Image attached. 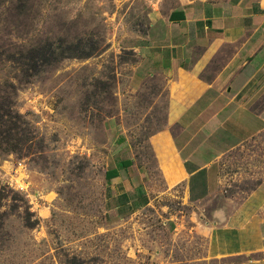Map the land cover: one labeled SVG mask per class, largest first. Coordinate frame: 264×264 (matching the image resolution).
Returning a JSON list of instances; mask_svg holds the SVG:
<instances>
[{
	"label": "rangeland",
	"instance_id": "obj_1",
	"mask_svg": "<svg viewBox=\"0 0 264 264\" xmlns=\"http://www.w3.org/2000/svg\"><path fill=\"white\" fill-rule=\"evenodd\" d=\"M162 1L184 0H0V264H204L205 240L175 231L192 210L180 199L105 216L106 121L146 158L167 122L165 80L133 89L138 58L121 48ZM225 160L224 193H251L264 133Z\"/></svg>",
	"mask_w": 264,
	"mask_h": 264
},
{
	"label": "crops",
	"instance_id": "obj_2",
	"mask_svg": "<svg viewBox=\"0 0 264 264\" xmlns=\"http://www.w3.org/2000/svg\"><path fill=\"white\" fill-rule=\"evenodd\" d=\"M149 20L121 48L138 58L133 89L165 80L167 122L146 158L120 119L106 121L105 216L118 223L180 199L192 210L175 231L205 240L195 262L264 264V180L249 194L223 191L226 157L264 133V0L162 1Z\"/></svg>",
	"mask_w": 264,
	"mask_h": 264
},
{
	"label": "built area",
	"instance_id": "obj_3",
	"mask_svg": "<svg viewBox=\"0 0 264 264\" xmlns=\"http://www.w3.org/2000/svg\"><path fill=\"white\" fill-rule=\"evenodd\" d=\"M20 190H21V191H24V187H20Z\"/></svg>",
	"mask_w": 264,
	"mask_h": 264
}]
</instances>
